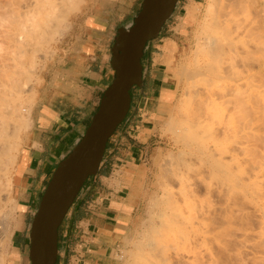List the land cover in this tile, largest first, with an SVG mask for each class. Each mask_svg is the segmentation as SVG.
<instances>
[{"label":"bare ground","instance_id":"bare-ground-1","mask_svg":"<svg viewBox=\"0 0 264 264\" xmlns=\"http://www.w3.org/2000/svg\"><path fill=\"white\" fill-rule=\"evenodd\" d=\"M84 2L85 0H0V31L7 35L5 39L9 41V49H5L3 43L0 44V52L7 50L5 52L8 53L5 54L6 57H0L4 61L0 62L2 219H8L14 213L13 210L18 209L12 187L21 176L18 163L23 153L24 137L32 124L31 109L36 100V90L34 91V87L23 86V79H32L29 76L37 73L39 60L48 63L53 59L55 55L52 54V45L59 42L56 36H64L70 30L74 25L72 17L80 12ZM184 7V15L175 29L186 35L188 45L183 51H179L177 43L168 40L164 46L169 55L166 74L173 80L170 85L163 86L168 102L161 107L164 115L162 126L170 133L172 147L167 150L164 166L161 170L159 168L161 174L158 173L157 183L162 191L161 194L150 195V218L143 225L144 229L140 232L134 228L135 234H140L141 238L131 237L129 234L124 236L125 242L130 243L133 249L128 250L129 246H126L127 248L122 247L120 250L129 254L131 259L128 260H132L130 264H217L220 260L217 259L216 252L228 254L232 249L229 255L239 252L235 255L238 257L244 254V248L247 247L256 251L253 255L254 250L250 253L247 249L250 253L249 260L252 258L253 261L251 264H264V0H190ZM182 52L186 56L179 58ZM36 76L38 78L39 75ZM40 79H37V84ZM253 120L255 125L258 124L257 127L253 125ZM252 126L254 128H250ZM239 130L246 131L243 133ZM235 131L237 141L241 143L238 149L246 163V169L243 170L248 178L240 182H247V194H237L243 197L241 200L239 196H235L240 203L239 200L236 202L237 199L234 200L236 204L232 199L225 202H234L233 206H228L227 203L225 210L240 216H234L237 218L233 222L235 226L232 225L233 216L231 221L225 215L221 218L231 222V229L236 231V235L237 232H243L240 233L242 237L236 236V241L241 239L238 246L244 245L243 236L245 238V235H249L245 240L251 238L250 233L246 232L251 230L246 225L243 226L244 220L248 219H245L246 215L251 213L258 223L257 232H251L252 237L255 235V240H249L251 245L246 241L252 247L244 245V248L240 247L241 252L238 247L233 248L237 246V242L223 246L235 241V234L231 239L227 235L231 233L230 227L225 229L230 241L227 239L222 244H216L213 236L217 220H221L217 219L219 212L212 204L213 196L215 193H221L222 196L223 193L226 200L230 199L229 187L232 184L229 162L234 157L231 141ZM194 161L202 168L198 173L200 167L195 166L196 177L199 174V178L192 185V180L191 183L189 180L188 185L187 179L192 176L189 165ZM187 171L190 177L187 176ZM214 179L216 182L220 180V190L213 182ZM178 188L179 192L184 190L182 194H177ZM4 191L7 192L6 197L3 196ZM5 199L7 200L3 202ZM5 203L10 205L8 209ZM225 203L222 205L225 206ZM249 209L251 211L246 214ZM156 218L159 219V224L156 223ZM19 223L15 222L13 227H18ZM232 233L229 235L232 236ZM217 246L221 248L220 251H224L219 252ZM229 247L231 249L225 251ZM234 250L236 253L232 252ZM246 257L245 255L241 259L245 260ZM239 259L240 257L237 260ZM241 259L242 264L248 261L247 258L245 261ZM240 261L237 263L241 264ZM0 262L3 264L1 258Z\"/></svg>","mask_w":264,"mask_h":264},{"label":"crops","instance_id":"crops-1","mask_svg":"<svg viewBox=\"0 0 264 264\" xmlns=\"http://www.w3.org/2000/svg\"><path fill=\"white\" fill-rule=\"evenodd\" d=\"M138 1L130 0V7L120 12L111 7L104 15L81 14L41 72L18 163L21 176L14 184L23 220L11 244L23 263L29 260L30 225L47 183L97 111L114 76L110 60L115 31L132 24ZM177 2L173 16L185 11L186 2ZM164 27L145 47L142 88L132 92L129 112L109 139L97 175L88 179L59 228L56 264H122L117 254L134 228L152 176L157 150L153 137L161 107L168 102L163 86L172 83L164 45L174 40L179 47L176 37L163 35Z\"/></svg>","mask_w":264,"mask_h":264},{"label":"water","instance_id":"water-1","mask_svg":"<svg viewBox=\"0 0 264 264\" xmlns=\"http://www.w3.org/2000/svg\"><path fill=\"white\" fill-rule=\"evenodd\" d=\"M177 1L142 0L132 24L117 29L111 47L113 79L83 136L55 168L31 222L30 264H56L59 228L88 179L97 175L109 139L129 112L132 89L142 88L144 49L158 38Z\"/></svg>","mask_w":264,"mask_h":264},{"label":"rangeland","instance_id":"rangeland-1","mask_svg":"<svg viewBox=\"0 0 264 264\" xmlns=\"http://www.w3.org/2000/svg\"><path fill=\"white\" fill-rule=\"evenodd\" d=\"M186 3H188L190 0H184ZM198 1H201V0H198ZM88 4H87V3ZM86 3V4H85ZM141 3H142V0H139L138 1V6H137V13H138V11L140 10V8H141ZM177 4H178V2L176 3V6H177ZM176 6H175V8H176ZM111 7H113L114 8V11L115 12H120L121 10H122V8H129L130 7V0H85V2H84V4H83V6H82V8H81V10H80V12H78L77 13V15L75 16H73L71 19V21H72V25H73V22L75 21V19L77 18V17H79L81 14H83L84 12H91V13H94L95 11H97L100 15H104V11H106L108 8H111ZM105 8V9H104ZM89 10V11H88ZM175 10V9H174ZM174 12V11H173ZM184 10H182L180 13H178V14H176L175 16H173V14H172V16L170 17V19H169V21H166V23L164 24V30H163V35L164 36H171V35H173L174 37H176L177 39H178V43H179V51L181 50V51H183V49L188 45V42L186 41V35H184L183 34V32H181V31H179V30H176L175 28L180 24V22H181V16H183L184 15ZM137 13H136V15H137ZM71 28H72V26H71ZM71 28H70V30H68L67 31V33L63 36V35H61V34H58L56 37H57V39H58V43H56V44H53L52 45V50H54V53H52V54H54L55 55V53H57V49H58V46L62 43V42H64V40H65V38L70 34V31H71ZM163 29V28H162ZM116 33H117V31H115V35H116ZM3 35V36H2ZM6 35V34H5ZM4 35V32L3 33H1V31H0V44H2L3 46H4V48L5 49H7L8 47H9V41L8 40H6L5 39V37H7V35L5 36ZM191 35V34H190ZM4 40H3V39ZM189 39H190V36H189ZM3 40V41H2ZM5 42H7V43H5ZM113 42H114V39H113ZM184 42V43H183ZM7 45V46H6ZM2 46V47H3ZM165 46V45H164ZM9 49V48H8ZM5 51H7V50H5ZM4 50L3 51H1L0 53V57L1 56H4V57H6L5 56V54L7 53V52H5ZM8 54V53H7ZM42 54V53H41ZM186 55L185 54H183V52H182V54L180 53V56H179V58H184ZM142 58H143V56H142ZM0 60H1V58H0ZM7 61V60H6ZM5 61V62H6ZM1 63L2 62H4V61H0ZM8 62V61H7ZM39 62H40V64H37V66H36V74H33V76H35V77H33V76H29V77H31L32 79H30V78H28V79H30V82L28 81V79H27V77H26V79H23V81H25V82H23V83H25V85L23 84V86H27V88L30 86V87H34V91L36 90V86L38 85L37 84V79H39V78H41V72H42V70L44 69L43 67L44 66H46V62H44L43 60H39ZM38 62V63H39ZM141 62H142V59H141ZM1 63H0V65H1ZM40 65V66H39ZM0 71H1V69H0ZM39 75L38 76V78H37V76L36 75ZM2 77V76H1ZM24 78V77H23ZM35 78V79H34ZM37 78V79H36ZM170 79H171V82H172V80H173V78H171L170 77ZM34 80V81H33ZM41 80V79H40ZM39 80V81H40ZM38 81V82H39ZM26 82L28 83L27 85H26ZM35 84H37V85H35ZM29 87V88H30ZM138 89H141V88H137V87H134L133 89H132V92L134 91H137ZM158 89L160 90V86L158 87ZM32 95H30V97H31ZM32 99V98H31ZM168 107H171V105L170 104H168L167 105ZM163 122H164V115L162 116V117H160V121H159V130H158V133H157V135H156V137H153L157 142H156V144L154 145V147H157V150H156V154H155V156H154V159H153V171H152V176H151V179L149 180V182H148V190H147V192H145V199H144V202L140 205V207H139V209H138V212H137V214H136V220H134V223L133 224H135V227L134 228H136L138 231H142V229H144V228H142V227H144L143 225L146 223V220L147 219H149L150 218V214H149V212H148V209H149V205H148V203H149V199H150V195L151 194H153V193H159V194H161V188H160V185L157 183L158 182V176L161 174L160 172H159V168H160V170L162 169V166H164L163 164L165 163V161L164 160H166V156H167V150H169L171 147H172V145H171V140H169L170 139V133L168 134V131L166 132V130L165 129H163ZM252 123H253V125L255 126V127H257L258 126V124L257 125H255V121L253 120L252 121ZM254 126H252V127H250V128H254ZM160 127H162V128H160ZM247 130V129H246ZM246 130H244V131H241V130H239V131H241V132H245ZM237 131V130H236ZM236 131L234 132V134H233V138H232V143H231V146H232V148L234 149V153H233V156L234 157H232V159L230 160V162H229V166H230V183L232 184L231 185V187H229L230 189V195L231 194H235V195H229V197H230V199H227L226 200V198H225V195L222 193V196H221V193H220V195L218 194V193H215L214 194V198L212 199V204L214 205V207L217 209L216 211H217V213L219 212H221L220 214L218 213L217 214V219H219V218H224V215L226 216L225 218H230V221H231V216H236L234 213H228L226 210H225V208H226V204L228 203V206L229 205H232L233 206V204H234V200L235 199H237L236 200V202L239 200V198L238 197H235V196H239V195H237V194H240L241 195V193H242V196H243V194H247V188H246V184H247V182H243V183H241L240 182V180H243V179H245V180H247V178H248V175L246 174V173H244V170L243 169H246L245 167H246V163L245 162H243V160H242V158H243V154H242V152L240 151V149H238V147L241 145V143H239L238 141H237V139H238V137H237V135H236ZM160 149V150H159ZM235 150H238L237 152L235 151ZM162 153V154H161ZM159 156V157H158ZM161 156V157H160ZM164 158V159H163ZM195 162V163H194ZM192 164H190L189 166H190V172L189 171H187V176L188 177H190V175H192L191 177H190V179H187V184L188 185H190V183H191V180H192V183H191V185L193 184V181H194V183H197V180H198V178H199V174H197V177H196V172H195V170L198 168V167H200L201 165L199 164V163H197L196 161H194ZM161 163V164H160ZM196 163H197V165L199 164V166H197L196 165ZM195 164V165H194ZM160 165H161V167H160ZM197 168H196V167ZM189 168V167H188ZM201 168L202 167H200L199 168V170H198V173H199V171L201 170ZM190 173V175H189V173ZM158 173H160V174H158ZM156 177H157V179H156ZM196 178H197V180H196ZM189 180H190V183H189ZM215 181V182H214ZM211 182H212V180H211ZM213 182L214 183H216V187L218 188V187H221V182H220V180H218L217 182H216V180L214 179L213 180ZM158 184V185H157ZM155 189V190H154ZM219 189V188H218ZM157 190V191H156ZM177 191V194L178 193H180V194H182L183 192L182 191H184V190H180V192H179V188L178 189H176ZM220 190V189H219ZM233 191V192H232ZM244 191L246 192V193H244ZM12 192H13V195H14V186L12 187ZM3 193V196H5L6 197V194H7V192H2ZM218 194V195H217ZM143 195V196H144ZM244 195V196H245ZM221 198H220V197ZM223 196H224V198H223ZM4 197V198H5ZM218 197V198H217ZM240 197V196H239ZM234 198V199H233ZM241 198H243V197H240V200H241ZM225 199V200H224ZM232 199V201H234L232 204H231V202H230V204H229V202H227V203H225L226 201H230ZM7 199H5V200H3V202L4 201H6ZM149 200V201H148ZM238 201V203H240L241 201ZM236 202H235V204H236ZM222 203H225V206H223L222 205ZM4 204V203H3ZM6 204V207H7V209H8V207H10V205L9 204H7V203H5ZM216 206H218V207H216ZM220 206V207H219ZM222 207H224V208H222ZM246 207V206H245ZM244 207V208H245ZM219 208V209H218ZM246 208H249V207H246ZM221 210V211H220ZM245 210H247V209H245ZM245 210H244V212H245ZM13 211H14V213H13ZM12 211V213L13 214H11L10 215V217L12 218H4L5 219V221H4V219H2V217H0V258L2 259V261H3V264L4 263H6V264H29V260H28V258H25L24 259V263H23V259L20 257L19 258V255L17 254V252L15 253V251L13 252V249H12V244H11V237H12V234H13V232H14V230L16 229V228H20L21 226H22V220H23V214L22 213H20L19 211H18V209H14ZM223 211V212H222ZM225 211V212H224ZM249 211H251L250 209L248 210V211H246V214H248V212ZM245 214V213H244ZM251 214V213H250ZM250 214H248V215H246L247 217H245V219L246 218H248V219H246V220H244V223H243V226H245L246 225V228H248L249 230H251V232L253 233V231L252 230H255V232H257L256 230H258L257 229V227H258V223H257V220L255 219V216L253 217V216H251ZM218 215L220 216V217H218ZM2 216V215H1ZM237 218H239L238 216H236ZM236 217H234V218H232L233 220H232V223L237 219ZM222 218H221V220L219 219V220H217L218 222L216 223L217 224V226H215L214 228V230H213V236H215V238H214V241L215 242H217L216 244H222V241H223V243L225 242V240H227V241H230L229 240V238L231 239L232 237H234V234H235V241H230V244H227L226 243V245L225 244H223V246H229V245H231V242H233V244H235L234 242H237L236 244H237V246H233V248L235 247V248H237L238 247V249L240 250L241 248L240 247H242L243 246V248L245 247L244 245H247V244H249V243H247L246 241H248V242H250L249 240L250 239H252L253 240V238H254V240H255V235H254V237H252V235H251V232H248V231H246V228L245 227H243V228H245V230L244 231H246L247 233H250V236H251V238H247L248 240H245L246 239V237H249V235H245V238H244V236H243V239H244V245H242V246H238V243L240 242V238H239V242L238 241H236L237 239H236V236H237V238L238 237H242V236H240V233H243V232H237L238 233V235H236V231L234 230V229H231V222L230 221H223L222 220ZM236 218V219H235ZM2 219V220H1ZM9 219H11L10 221H7V220H9ZM142 222H141V221ZM156 223L157 224H159V219L158 218H156ZM246 221V222H245ZM15 222H20L19 224H21V225H19L18 227H13V225H14V223ZM136 222V223H135ZM230 223V224H229ZM220 224V225H219ZM228 224V225H227ZM219 225V226H218ZM232 225H234L235 226V223H233ZM221 226V227H220ZM234 226H232V228L234 227ZM228 227H230V230H231V233H232V236H230L229 234H231V233H229V232H227V233H229V234H227L228 235V237H227V235H226V233H225V229L227 228L228 229ZM12 228V229H11ZM14 228V229H13ZM134 228L132 229V232H131V234H130V236L131 237H134V236H137V237H140L141 238V236H140V234L138 235H136L135 234V232L136 231H134ZM236 228V227H235ZM233 230V231H232ZM8 231V232H7ZM220 231H221V233H220ZM59 232V231H58ZM245 232V233H246ZM11 233V235H9ZM220 233V234H219ZM246 233V234H247ZM224 234V235H223ZM254 234V233H253ZM217 236V237H216ZM224 237H225V239H224ZM227 237V238H226ZM220 240V241H219ZM233 240V239H232ZM226 241V242H227ZM214 242V243H215ZM213 243V242H212ZM246 243V244H245ZM128 244V245H127ZM216 244H213V246H215ZM252 244V242H250V245ZM240 245V244H239ZM128 248H127V247ZM131 246V244L130 243H128V242H124L122 245H121V248L123 247V249L124 248H127L128 250H129V248H131V249H133V246L132 247H130ZM220 246V245H219ZM219 246H217L218 247V251L219 252H222V251H224V250H222V251H220L221 250V248H219ZM231 246V247H232ZM248 246V245H247ZM216 247V248H217ZM222 247V246H221ZM231 247H229V249H225V248H222V249H225V251L226 250H230L231 249ZM248 247H252V246H248ZM214 248V247H213ZM216 248H215V251H217L216 250ZM247 247H245L244 248V254L247 256L246 258L248 259V261H246V264H251V263H253V261H252V258H251V261L249 260L250 259V253L254 250V248H252V250L251 249H248V251L250 252H248L247 251ZM232 250V249H231ZM230 250V251H231ZM236 250V249H235ZM232 251V252H235L236 253V251ZM242 250V249H241ZM241 250H240V252H241ZM229 251V252H230ZM228 252V251H227ZM229 252H228V254H226V253H222V254H219V253H217L216 252V257H217V259H219V260H217V261H219V262H217V264L218 263H220V264H238L237 263V261H240V259L242 258L243 259V256L245 257V255L243 254H241V255H239L238 257H240V259L239 260H237L238 259V257L237 256H235V255H237V254H239V252L237 253V254H231V256L229 255ZM231 252V253H232ZM256 251L254 250V252H252V254L254 255V254H256L255 253ZM249 253V254H248ZM125 253L124 252H122L121 250L118 252V256L119 255H121V256H119V258L121 259V261H122V264H130L131 262H132V260L130 261V260H128V259H131L130 258V256H129V254L128 253H126L125 254V257L123 256ZM228 255L230 256V257H228ZM233 255V256H232ZM253 255H251V256H253ZM242 256V257H241ZM222 257V258H221ZM234 257L236 258L235 260H234ZM249 257V258H248ZM125 258H127V259H125ZM221 258V259H220ZM246 258H244L245 260H246ZM226 259V260H225ZM229 259H233V260H229ZM241 259V260H242ZM230 262H229V261ZM245 260H242V261H245ZM225 261H228V262H225ZM8 262V263H7ZM236 262V263H235ZM241 262V261H240ZM243 262H241V264H242ZM245 263V262H244ZM0 264H1V262H0ZM240 264V263H239Z\"/></svg>","mask_w":264,"mask_h":264}]
</instances>
